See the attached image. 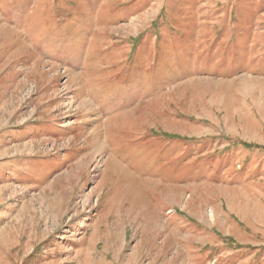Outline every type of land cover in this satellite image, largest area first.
<instances>
[{
	"label": "rangeland",
	"instance_id": "obj_1",
	"mask_svg": "<svg viewBox=\"0 0 264 264\" xmlns=\"http://www.w3.org/2000/svg\"><path fill=\"white\" fill-rule=\"evenodd\" d=\"M0 264H264V0H0Z\"/></svg>",
	"mask_w": 264,
	"mask_h": 264
}]
</instances>
